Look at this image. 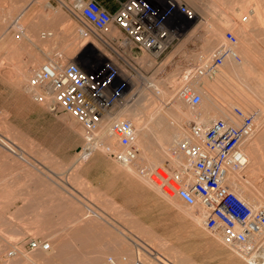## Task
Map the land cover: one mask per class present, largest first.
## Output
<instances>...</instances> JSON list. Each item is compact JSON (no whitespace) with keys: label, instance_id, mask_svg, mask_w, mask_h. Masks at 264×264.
Listing matches in <instances>:
<instances>
[{"label":"rangeland","instance_id":"1","mask_svg":"<svg viewBox=\"0 0 264 264\" xmlns=\"http://www.w3.org/2000/svg\"><path fill=\"white\" fill-rule=\"evenodd\" d=\"M62 1L0 0V217L8 229L17 231L16 234L0 231V264H106L107 257L118 261L126 257L132 261L137 247L140 259L147 264H246L220 239H214L212 232L204 229L202 222L197 223L185 213L184 208L167 202L138 180L136 175L121 168L111 156V153L118 151V145L112 148L111 153L109 150L96 149L89 156L80 154L83 150L88 152L85 147L89 143L82 136V127L68 114L49 111L44 105L35 103L21 84L25 80L28 83L32 71L49 59L57 63L59 58L65 64L86 57L89 62H100L102 56L97 55L101 51L129 77L132 93L122 106H141L143 114L137 128L145 132L155 126V118L151 119L145 111L148 104L144 97L150 93L149 82L158 81V84L168 86L171 91L186 86L187 79L186 82L191 83L193 71L199 67L197 60L201 56L205 58L208 53L212 54L220 42L226 44V31L239 39L238 44L243 40L250 58L254 57L251 58L249 74L262 71L264 75V1L251 0L253 4L245 5V0H191L198 6L195 11L189 0H178L196 12L195 20L180 39L161 55L145 52V62L140 60L144 52L127 49L118 41L105 47L90 36L89 41L92 43L87 41L89 43L80 48L79 44L83 40L78 37L79 24L63 10L60 5ZM255 1L260 2V6ZM44 4L51 8L48 9ZM253 5L255 8L262 5L258 9H261L263 16L258 18L250 12L254 9ZM46 13L51 15L46 17ZM23 30L25 35H22ZM49 30L54 31L56 36L45 39L44 44L40 34H47ZM212 32L223 35L219 43L214 34H210ZM105 36L109 38V35ZM31 61L35 63L30 69L31 73L22 74L23 66ZM21 75L25 78L18 86L14 79ZM204 82L209 88L210 102L214 105L224 104L226 100L236 103L239 97L243 101L240 95H234V98L227 96L228 84L222 76L206 75ZM242 84L238 85L236 92L246 95L251 101L250 104L246 103L250 105L249 109L257 111L259 115L254 134L262 130L258 134L260 137H253L258 138L255 144L258 141L259 144L253 143L249 149L253 151L250 152L252 158L260 157V161L258 158V161L252 159L260 169L254 166L253 175L244 179V183L251 181L249 184L252 183L253 188L260 189L259 185L264 182V93L254 100L257 89L255 91L250 80L245 86ZM258 91L262 92L261 89ZM194 93L200 95L197 90ZM150 99L157 106L169 107L156 95H150ZM118 106L122 107L121 104ZM200 108L199 104L190 110L197 113ZM154 117L159 118L158 115ZM216 118H220V114L211 120ZM165 120L169 125L175 123L171 118ZM109 140L106 139L102 145ZM1 141L8 146L5 147ZM152 149L153 144H149L145 153L153 152ZM137 159L140 161L138 169H148L139 154ZM70 186L81 191L85 200L79 201L84 207L73 200L77 196L69 189ZM245 187L243 197L254 198L248 195L250 188ZM233 191L239 192L234 188ZM30 193L37 198L32 203L36 211L33 207L30 210V214L37 215L35 217L29 216L27 198ZM44 196L55 198L56 202L43 201ZM180 202L179 205L184 204ZM58 203L66 205V213L71 216H40L62 213L47 210ZM24 235H27L26 239L48 240L50 251L25 253L22 250L24 245H16L21 252L18 250L14 258L5 260L4 253L15 246L16 241H21ZM119 264L129 263L119 261Z\"/></svg>","mask_w":264,"mask_h":264},{"label":"built area","instance_id":"2","mask_svg":"<svg viewBox=\"0 0 264 264\" xmlns=\"http://www.w3.org/2000/svg\"><path fill=\"white\" fill-rule=\"evenodd\" d=\"M60 5L79 24L77 32L82 39L93 36L105 47L118 41L127 49L155 55H161L178 41L195 20L194 11L175 0H121L112 12L98 0H63ZM110 26L116 28L117 36L104 35ZM224 40L226 44L213 51L210 61L195 69L197 76L213 75L231 54L230 47L236 43V37L226 31ZM98 53V57L102 56L100 62H89L85 57L60 66L50 62L38 66L28 79L31 91H40L30 92L32 100L49 111L68 114L87 133L95 130L103 117L128 100L132 93L129 77L101 51ZM180 92L191 106L201 102V96L187 86ZM257 116L255 110L234 106L227 118H216L207 124L192 123L189 137L178 143V152L186 159V167L172 170L165 165L139 169L162 195L177 198L188 207H203L204 229L218 232L220 242L236 249L246 264H264V208H252L239 198L228 187L226 173L239 171L246 165L241 145L255 132ZM111 134L119 147L111 156L119 163H132L137 158L134 127L128 121H117L111 125ZM16 245L4 253L5 260L18 254ZM22 250L25 253L47 251L49 243L28 238ZM135 254L132 261L126 257L119 261L147 264L140 259L138 247ZM119 261L106 258V264H119Z\"/></svg>","mask_w":264,"mask_h":264},{"label":"bare ground","instance_id":"3","mask_svg":"<svg viewBox=\"0 0 264 264\" xmlns=\"http://www.w3.org/2000/svg\"><path fill=\"white\" fill-rule=\"evenodd\" d=\"M176 1H178V0H176ZM256 1H255V3H256ZM189 2L191 3L192 7H194V9L196 11L198 9V6L194 2H192L191 0H189ZM253 2H254V0H253ZM251 3H252L251 0H245V5H251ZM256 4L258 5V4H260V2L256 3ZM44 5H46L48 7V9L51 8L50 6H48V4H44ZM258 6H260V5H258ZM258 6H256L257 8H255V6H254L253 7L254 9H252V7H251L252 10H250V12H252L253 14H255L259 18L260 16H263V13H262L261 9H258V8H261L262 5H261V7H258ZM263 6H264V4H263ZM45 15L47 17V15L50 16L51 14L46 13ZM242 19L245 20L246 16H245V18L242 17ZM49 31L50 32H47V34H44V33H42L43 35L40 34V35H42L41 39H43V41L45 39L46 40L51 39V38L53 39L56 36V33H54V31H51V30H49ZM104 34L109 35V38H111V37L117 36L119 33L116 30V28H114L113 26H110L107 29V31L104 32ZM210 34H214L213 36L216 38L217 43H219L221 41V35H222L221 33L217 34L215 32H212ZM22 35H25L24 30L22 31ZM78 37H79V39H82L79 34H78ZM222 37H223V35H222ZM82 40L83 41L79 44L80 48L84 47L86 45V43L87 44L89 42L92 43V41H89L86 39H82ZM87 41H89V42H87ZM237 41H239V39L237 40V38H236V43L230 47L231 54L225 58L223 64L217 69V71H215L214 74L219 76V77L222 76L223 81H225L228 84L227 87H228L229 93L227 94V96L234 98L235 96L240 95L241 99L243 101H240V97H239V101L236 103L226 100L224 104L221 103V105H218V104L214 105L212 102H210V95L208 94L209 88H208L207 84L205 85L204 76H197L195 74V71H194L193 75L191 76L192 82L191 83L186 82L189 80V79H187L185 81V83H187V85H186L187 88H189L192 92H194L196 90L198 92H200L201 103H199V104L201 105V108L197 111V113L196 112L192 113L191 112L192 110H190L191 107H197V106H191L187 102V100L182 97L181 92H180L181 89L177 90V91L176 90L171 91V89L168 86L160 85V84H158V81L151 80L149 82L150 93L147 94L146 97H144V100H146L147 104H148L147 108H145L146 114H148L151 119L155 118V126H153V127L151 126L149 129H146L145 132L143 129L139 130L137 128V126H139L141 114H143V111L140 108L141 106L129 107V106H122V104H121L122 107L118 108L120 106L117 105L116 107H114L110 112H108L103 117L102 121L100 122V124L98 125V127L95 130L87 133L82 128V131L84 132L82 136L86 140V142H89V143L85 147V150H87L88 152H85L83 150V152H81L80 154L89 156L90 153L93 150L95 151L96 149H98L100 151H102L103 149L105 151L109 150L111 153L112 148L114 149V147H117L118 144H117L116 138L113 137L111 134V125L110 124L117 122V121L129 120L128 122H130L131 125L134 127L135 133H136L135 147L137 150V156L139 154V156L145 160L148 170L153 169L155 166L166 165L165 162H167L166 166H168L172 170H175V169L180 170V169H183L184 167H186V165H187L186 159L181 155V153L178 152V143L189 137V128H190L192 123L207 124L208 122L211 121L212 118H214L216 116V114H220V118H227L230 116L231 108L233 106L240 107L241 109L246 110V111L250 110L249 109V108H251L250 105H248L246 103L248 102L250 104L251 101L247 98L246 95H241V94H238L236 92V91H238V88H239L238 85L241 84V82L243 83L242 85L245 86L247 84V82H249V80H250V83H252V87L255 88V91H256V89H257V91L259 89H261L262 92L258 91L260 93L259 96L257 95L258 92L257 91H256L257 93L255 92L254 100H255V98L258 99L260 96H262L261 94L264 93V75H263V72L262 71H260L258 73L255 72L254 75L249 74L248 69L251 68V64H252L251 58H254V57L250 58L249 51H247L248 50L247 46L244 45L243 40H241L239 42V44L237 43ZM74 42H75V40H74ZM44 44H46V42ZM223 44H224L223 42H222V44L220 42V45L217 46V48L222 46ZM210 51H211V49H210ZM250 53H251V51H250ZM212 54H213V52H212ZM212 54L208 53L207 55H205L206 56L205 58L201 56V58H199L197 60L198 64H199V68L204 67L210 61ZM44 55H46V54H44ZM145 55H147V54H145V52H144V54L140 58V60H142V62L146 61ZM251 55L254 56L255 54H251ZM235 56H237L238 59H235ZM256 58L257 57H255V59ZM53 60L49 59L48 61H46V63L50 62V63H54L58 66L64 64L63 63L64 61L63 60L60 61L59 58H57V60H58L57 63L54 62L56 60H54V61ZM254 61L255 60H253V62ZM33 63H34V61H31L27 65L25 64L26 66L25 65L23 66L21 73L22 74L24 73L25 75H27L26 72L27 73L30 72L32 65L35 64V63L34 64ZM196 64H197V62H196ZM24 78L25 77L23 75H21L20 77L14 79V81L16 82V84L18 86H20V84L22 83ZM237 81L238 82L241 81V82L238 84ZM22 84H21V87L22 88L24 87L23 89H25V91L28 93H30L32 91H33V93L34 92L35 93L40 92L38 89H32V91H31L28 83H26V80ZM150 95H156V97H158L159 99L162 100V103L165 104V102H166V104H169V107L166 109L165 106H163V107L157 106L152 99L149 100ZM46 98H47V100H49L48 97H46ZM205 99H206V101H204ZM251 104H253V103H251ZM161 110H164V111L161 112ZM262 112H261V114H262ZM157 115L159 116V118L154 117ZM161 116H162V118H161ZM165 118L166 119L171 118L175 123H173V125H169L166 123ZM190 122H192V123L189 125ZM259 122H258V125L260 124ZM256 123H257V120H255V125H256ZM73 126L75 127V125H73ZM262 126H263V124H262ZM255 131H257V130H255ZM260 131H262V130H260ZM260 131L258 133L259 135H260ZM263 132H264V130H263ZM254 133L250 137L245 139L241 145V150H242V152L246 158V165L243 168H241L239 171L228 170L226 173V181H227V185H231L234 189L239 191V192H237V193L235 192V193L237 194V196L239 198H241L243 201H245L249 206H251L252 208H264V185H263L264 178H262L263 183L262 184L260 183L261 185H259L261 190L258 187L256 189L253 188V185H251L252 183L249 184L251 182L249 180H248L249 183L248 182H246V183H248L252 187L248 186L246 183H244V181H246L244 179H248L249 177H251V175H253V174H251V172H252L253 168L256 167L255 166L256 163L254 164L253 161L254 160L258 161L256 159L260 158V157L252 158L251 154L253 153V151H249V149L252 148L251 146H253L255 144L256 138L255 139L253 138L254 135L258 136V134H254ZM258 137H260V136H258ZM97 138H99V140H97ZM106 139H108V140L112 139V140H109L107 144L102 145V143H104V141ZM257 139H256V141H257ZM1 142L5 147L8 146V144H6L4 141H1ZM257 143L259 144V141L256 142V144ZM149 144L150 145L153 144L154 150L152 149L153 152L145 153ZM253 149H255V148H253ZM258 150H259V148H258ZM250 152H252V153H250ZM256 154H258V153L256 152ZM252 159H254V160L252 161ZM259 161H260V159H259ZM115 162L118 163L121 166V168H124L126 172L128 171L129 174L136 175L138 180H140L143 184H145L150 189L157 192L160 196L163 197L164 200H166L167 202H171L174 205L176 204V205H178V207L181 206L182 208H184L185 213H187L197 223L200 224L202 222V225H203V219L205 216L204 208L201 206H198V205L188 208V206H183L184 204L179 205V203H181L179 199L174 198V197H166V196L162 195L161 192L158 190V188L148 179V177L145 174L141 176V174L139 172L140 168L139 169L137 168V166L140 165V161L137 158L132 163H129V164H122V163H119L117 161H115ZM259 163H261V162H257V164H259ZM258 167H256V168L258 169ZM259 169H260V167H259ZM136 173H138L140 176L137 175ZM261 176H262V174H261ZM232 187H231V189L233 190ZM243 187H245L246 189L250 188V189H248L250 191V193L248 195L249 196L253 195L254 198L251 197L253 199L243 197V193H244ZM175 199H177V202ZM211 234H212L214 239L215 238L219 239L218 232H212ZM64 240H65V238H64ZM39 251H41V250H39ZM48 251H50V247H49V250L41 251V252L47 253ZM232 251L239 254V252L236 249H232Z\"/></svg>","mask_w":264,"mask_h":264},{"label":"crops","instance_id":"4","mask_svg":"<svg viewBox=\"0 0 264 264\" xmlns=\"http://www.w3.org/2000/svg\"><path fill=\"white\" fill-rule=\"evenodd\" d=\"M119 1H121V0H98V2L104 8H106L109 12H112V11H114L117 8ZM91 186H92V184H91ZM57 188H60V187L57 186ZM69 189H71L73 191V193H75L76 196H77V198L76 197H73V200L75 202L79 203L81 206L84 207V204L79 201V199L80 200H85L84 199V196L81 193V191L80 190H77V188H74L73 186H70ZM63 192L65 194L67 193L65 190ZM27 200L29 201V206H28V208H29V216H32V217L37 216L36 214H30V210H31L32 207H33L34 211H36V208H35L36 206H35V204L32 206V203L33 202L35 203V201H37V198L36 197H32V194L30 193L29 196H28V198H27ZM42 200L43 201H46V202H48V201L56 202L55 201V198L48 199L46 196H44ZM57 202H59V201H57ZM96 209L98 210L99 208L96 206ZM47 210L48 211H51V212H54V211H56V212H62L63 211V212L62 213H55V214H53V213H45V214L40 215V216H44V217H69V216H71L70 214L66 213L67 206L66 205H61L59 203L52 205ZM93 214H95V213H93ZM17 217H21V216L20 215H17ZM6 228H7V224L5 223V221L3 220V218L0 217V231L6 232V234H16L17 233L16 229L11 230V229H8V228L6 229ZM26 238H27V235H24L22 237L21 241H16L17 242L16 244H18V245H25V242L27 240ZM0 239H2L1 236H0Z\"/></svg>","mask_w":264,"mask_h":264}]
</instances>
